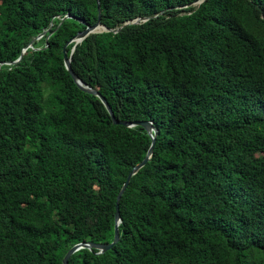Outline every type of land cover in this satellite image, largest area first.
I'll list each match as a JSON object with an SVG mask.
<instances>
[{
	"label": "trees",
	"instance_id": "obj_1",
	"mask_svg": "<svg viewBox=\"0 0 264 264\" xmlns=\"http://www.w3.org/2000/svg\"><path fill=\"white\" fill-rule=\"evenodd\" d=\"M193 1L99 0L106 27L149 19L71 53L118 121L156 133L120 197L118 242L68 264H264V0ZM97 17L96 0H0V264L111 242L151 143L64 66Z\"/></svg>",
	"mask_w": 264,
	"mask_h": 264
},
{
	"label": "water",
	"instance_id": "obj_2",
	"mask_svg": "<svg viewBox=\"0 0 264 264\" xmlns=\"http://www.w3.org/2000/svg\"><path fill=\"white\" fill-rule=\"evenodd\" d=\"M97 1V9H98V17L97 20L94 24L89 25L86 24L85 28L83 30L78 31L75 36L73 38H71L67 44L73 42V47L71 49L70 55L68 56L66 53V45H64L63 47V62H64V66L66 68V70L69 72L70 76L72 77V79L74 80V82L76 83V85L83 91L96 95L100 101L103 103V105L105 106V108L107 109L112 121L114 124H120L123 125L125 127H134V126H142L145 131L147 132L148 136L151 139V143L145 153L144 158L139 161L138 163H136L132 169L129 171V173L126 176V179L124 180V182L122 183L118 194L116 196V202H115V212H114V228H113V239L111 242L109 243H94V242H79L74 244L64 255L63 259H62V263L63 264H68V259L69 257L76 252L79 249H88L91 250L92 252H94V249H96V251L94 252L95 254H102L105 251L111 249L119 240V230H118V225L121 222L120 219V212H119V200L121 195L123 194V192L125 191V189L127 188L130 179L133 175H135L145 164L146 162L151 158L152 156V152H153V148H154V143H155V133H156V128L154 127V125L152 124L151 121H118L115 117L114 114L112 112L111 107L109 106L108 102L106 101V99L94 88L90 87L88 84L84 83L78 76L77 74L72 70L71 68V53L74 51L75 45L80 43L84 38H86L88 35L93 34V33H99V32H113V33H117L119 32L122 28H124L127 25H131V24H138L141 22H144L146 20L149 19V17H136L133 19H130L128 21L123 22L122 24L114 27V28H109L106 27L104 24L101 23L100 21V5H99V0ZM204 0H195L191 3L186 4L184 7L187 6H198L200 3H202ZM177 8H181V7H177ZM163 10L160 11L159 13L154 14L152 17L158 16L159 14H162ZM66 17H70L69 14H66L63 18L65 19ZM30 46V45H29ZM25 49H23V51L21 52V54L19 55V57L13 61V63H16L21 56L23 55Z\"/></svg>",
	"mask_w": 264,
	"mask_h": 264
}]
</instances>
